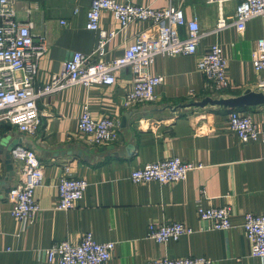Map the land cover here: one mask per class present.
I'll list each match as a JSON object with an SVG mask.
<instances>
[{
	"label": "crops",
	"instance_id": "0c3cea01",
	"mask_svg": "<svg viewBox=\"0 0 264 264\" xmlns=\"http://www.w3.org/2000/svg\"><path fill=\"white\" fill-rule=\"evenodd\" d=\"M93 0H16L18 17L29 16L34 33L45 36L48 53L40 60L36 87L59 74L74 53L91 54L98 33L87 29L88 10ZM163 9L176 5L187 21L197 19L203 32L217 28L221 12L206 0H117ZM241 0L225 3L223 14L233 17ZM78 9L79 12L75 13ZM66 21V25L61 22ZM101 28L116 31L107 45L106 60L122 57L139 34L157 36L149 22H134L126 29L110 12H104ZM182 33L185 30H181ZM264 36V19L248 22L240 33L234 27L205 37L195 56H160L150 68L164 77L156 90L157 100L125 105L133 82L130 69L121 71L113 86L76 85L38 101L42 114L36 135L21 132L8 123L0 126V264H58L49 262L47 250L62 241L77 245L86 233L99 243H115L109 264H147L155 259L203 257L211 264H264L251 256V245L241 227L246 213L264 212V144L243 143L230 128V111L224 109L172 112L169 106L221 95L240 96L247 89H259L253 64L258 39ZM223 46L228 60L232 89L216 92L207 87L198 62L212 44ZM88 107L95 118L117 120L120 138L109 146H90L79 132V120ZM249 114L256 126L264 128V104L237 109ZM9 145L33 149L44 167V182L36 190L40 206L32 225L21 231L12 216L8 192L18 182L17 172L7 180L6 155ZM179 157L203 164L180 183L135 184L131 172L147 163ZM84 179L89 186L79 204L67 211L56 208L57 186L64 176ZM207 206L231 205L235 228L209 230L197 215V200ZM181 222L194 233L160 244L147 238L150 223Z\"/></svg>",
	"mask_w": 264,
	"mask_h": 264
},
{
	"label": "built area",
	"instance_id": "2783aa9c",
	"mask_svg": "<svg viewBox=\"0 0 264 264\" xmlns=\"http://www.w3.org/2000/svg\"><path fill=\"white\" fill-rule=\"evenodd\" d=\"M234 0H206L216 4L221 12L217 28L205 33L197 19L187 21L181 7L170 5L155 9L117 0H93L88 10L87 29L98 33L97 47L87 55L76 52L65 62L61 73L50 77L43 86L36 87L40 60L48 53L49 43L45 36L34 33L35 23L30 18L21 20L16 9V0H0V126L8 123L28 135H36L41 125L38 101L76 85L85 87L113 86L119 73L130 69L133 86L125 97V105L133 107L140 103L157 100L156 90L164 82V77L152 75L150 68L157 57L195 56L202 40L216 31L234 27L238 32L246 30L248 22L256 18L264 19V0H241L233 17H225V3ZM79 10L76 9L75 13ZM104 12H110L126 29L134 22H149L157 29V36L146 37L139 34L122 57L106 60L107 45L117 34L101 28L100 20ZM66 25V21L61 22ZM185 30L183 33L181 30ZM253 64L258 78V86L264 89V36L258 39L253 52ZM198 69L206 76V85L216 92L232 89L234 83L228 75V60L223 46L212 44L198 62ZM230 128L243 143L264 144V128L260 130L252 117L239 110L230 111ZM79 132L90 146H109L119 141L120 126L112 117H93L86 106L79 120ZM18 182L8 192L12 203V216L21 231L33 224L40 206L36 190L44 182V167L36 152L26 146H16L11 152ZM203 164L183 161L171 157L147 163L134 169L130 179L135 184L158 183L162 186L180 183L187 179L191 171L203 168ZM2 164L0 162V171ZM64 176L57 190L56 208L70 210L83 199L89 186L84 179L70 175V168L64 167ZM197 200V215L207 223L209 230L228 231L234 229L231 205L207 206L203 197ZM241 227L251 245V256L264 258V212L246 213ZM194 233L193 229L181 222L150 223L147 238L160 244L177 241L183 235ZM115 243H99L92 233H86L79 244L68 241L55 243L47 250L48 261L58 264H109L113 257ZM2 249L0 248V252ZM147 264H211L203 258L155 259Z\"/></svg>",
	"mask_w": 264,
	"mask_h": 264
},
{
	"label": "water",
	"instance_id": "95a60500",
	"mask_svg": "<svg viewBox=\"0 0 264 264\" xmlns=\"http://www.w3.org/2000/svg\"><path fill=\"white\" fill-rule=\"evenodd\" d=\"M260 89V88H259ZM258 90V89H257ZM254 89H247L240 96H228L221 95L218 97H205L200 100H190L188 103L180 104L177 106H169L172 112L178 111H190V110H207V109H224V110H237L243 107H253L264 104V94L262 92H257ZM5 148L0 145V149ZM6 155V170H7V180H11L14 176L15 168L11 157V152L15 148L14 145H9L7 147ZM1 178V177H0Z\"/></svg>",
	"mask_w": 264,
	"mask_h": 264
}]
</instances>
